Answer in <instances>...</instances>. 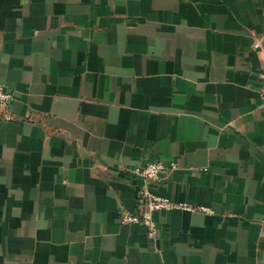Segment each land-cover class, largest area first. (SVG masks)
I'll return each instance as SVG.
<instances>
[{
  "label": "crops",
  "instance_id": "obj_1",
  "mask_svg": "<svg viewBox=\"0 0 264 264\" xmlns=\"http://www.w3.org/2000/svg\"><path fill=\"white\" fill-rule=\"evenodd\" d=\"M263 79L264 0H0V264H264Z\"/></svg>",
  "mask_w": 264,
  "mask_h": 264
},
{
  "label": "built area",
  "instance_id": "obj_2",
  "mask_svg": "<svg viewBox=\"0 0 264 264\" xmlns=\"http://www.w3.org/2000/svg\"><path fill=\"white\" fill-rule=\"evenodd\" d=\"M261 106L264 110V79L261 88ZM13 98V93L10 89L5 88L0 85V107L4 109L0 113V118L4 120H13L14 116L9 112L8 105L10 100ZM176 163H164L162 161H147L144 163L134 164L130 171L133 175L140 177L141 181L139 184L137 192V203L142 207L141 214H133L121 211L119 215V220L122 223H143L148 227L149 234H154L156 232V222L153 219V214L156 211H170L173 209H183V210H200L204 212H211L212 210L207 206L193 205L187 202H177L171 200L168 197L162 196L151 189V182H158L161 180V173L174 169Z\"/></svg>",
  "mask_w": 264,
  "mask_h": 264
}]
</instances>
